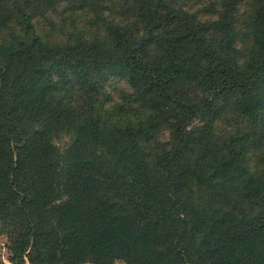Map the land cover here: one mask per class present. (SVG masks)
Returning a JSON list of instances; mask_svg holds the SVG:
<instances>
[{"label": "trees", "instance_id": "trees-1", "mask_svg": "<svg viewBox=\"0 0 264 264\" xmlns=\"http://www.w3.org/2000/svg\"><path fill=\"white\" fill-rule=\"evenodd\" d=\"M0 236L11 264H264V0H0Z\"/></svg>", "mask_w": 264, "mask_h": 264}, {"label": "rangeland", "instance_id": "rangeland-1", "mask_svg": "<svg viewBox=\"0 0 264 264\" xmlns=\"http://www.w3.org/2000/svg\"><path fill=\"white\" fill-rule=\"evenodd\" d=\"M240 14V13H239ZM57 22V21H56ZM39 30H43L40 28ZM99 75V74H98ZM98 85L101 86L99 93L103 96L109 95L112 97L113 101L116 103H125L126 97L131 94V90L126 82L121 78L116 77H105L102 74L98 76ZM101 91V92H100ZM200 92L197 90H193V95L196 98H200ZM218 105L224 108V112L219 117L218 123L216 124V128L218 129V135H222L223 137L230 135L231 133L239 132L244 129V121L237 114H235V100H223L220 99L218 101ZM242 132V131H241ZM168 138V133H164L160 137V142H164ZM69 142L68 138H58L56 140V144L60 147H65ZM261 142V141H260ZM262 145L254 147L251 151L250 155L253 158L255 163L258 162L260 155V149ZM253 162L254 168H256ZM9 252L7 250V239L0 236V264H11L9 262ZM28 264V263H27ZM116 264H124L123 262H117Z\"/></svg>", "mask_w": 264, "mask_h": 264}]
</instances>
